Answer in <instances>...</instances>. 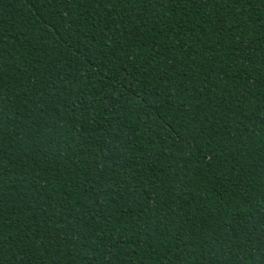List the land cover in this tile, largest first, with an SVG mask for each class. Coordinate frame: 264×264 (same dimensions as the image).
Returning a JSON list of instances; mask_svg holds the SVG:
<instances>
[{
  "label": "trees",
  "instance_id": "1",
  "mask_svg": "<svg viewBox=\"0 0 264 264\" xmlns=\"http://www.w3.org/2000/svg\"><path fill=\"white\" fill-rule=\"evenodd\" d=\"M0 264H264V0H0Z\"/></svg>",
  "mask_w": 264,
  "mask_h": 264
}]
</instances>
